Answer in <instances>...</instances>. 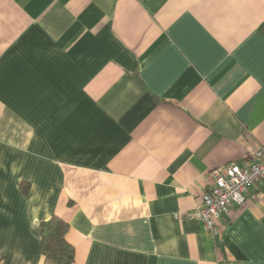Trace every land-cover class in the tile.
<instances>
[{
	"label": "crops",
	"instance_id": "0c3cea01",
	"mask_svg": "<svg viewBox=\"0 0 264 264\" xmlns=\"http://www.w3.org/2000/svg\"><path fill=\"white\" fill-rule=\"evenodd\" d=\"M262 146L264 0H0V264H264V182L187 218Z\"/></svg>",
	"mask_w": 264,
	"mask_h": 264
},
{
	"label": "built area",
	"instance_id": "2783aa9c",
	"mask_svg": "<svg viewBox=\"0 0 264 264\" xmlns=\"http://www.w3.org/2000/svg\"><path fill=\"white\" fill-rule=\"evenodd\" d=\"M212 185L200 204L187 218L199 221L210 237L217 234V221L235 205L243 203L247 193L264 182V146L248 154L244 165L230 163L210 173Z\"/></svg>",
	"mask_w": 264,
	"mask_h": 264
},
{
	"label": "trees",
	"instance_id": "16d2710c",
	"mask_svg": "<svg viewBox=\"0 0 264 264\" xmlns=\"http://www.w3.org/2000/svg\"><path fill=\"white\" fill-rule=\"evenodd\" d=\"M24 188V189H23ZM27 187L22 185V189ZM68 223L62 217L52 214L40 222L38 227L39 256L42 264H72L74 248L66 241Z\"/></svg>",
	"mask_w": 264,
	"mask_h": 264
}]
</instances>
